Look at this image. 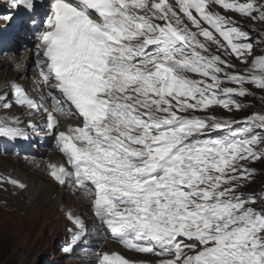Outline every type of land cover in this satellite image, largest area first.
<instances>
[{"label": "snow or ice", "instance_id": "obj_1", "mask_svg": "<svg viewBox=\"0 0 264 264\" xmlns=\"http://www.w3.org/2000/svg\"><path fill=\"white\" fill-rule=\"evenodd\" d=\"M0 21L37 24L36 0H3ZM37 36L33 97L0 83V108L44 116L63 162L48 176L89 198L101 232L149 264H264V192H245L264 160V113L222 119L264 92V33L222 12L264 22V0H50ZM237 61L243 68H239ZM202 113V115H200ZM67 120L63 125L61 121ZM239 125V126H237ZM41 129L0 118V138ZM218 133V135H213ZM27 185L0 176V187ZM5 190H7L5 188ZM70 253L88 225L69 211ZM95 264H132L95 253Z\"/></svg>", "mask_w": 264, "mask_h": 264}, {"label": "rangeland", "instance_id": "obj_2", "mask_svg": "<svg viewBox=\"0 0 264 264\" xmlns=\"http://www.w3.org/2000/svg\"><path fill=\"white\" fill-rule=\"evenodd\" d=\"M1 5L4 7L3 2ZM222 14L232 17L239 23L241 20H245L240 24H243L246 29L253 32L252 39L254 41L260 39V34L264 33V22H253L250 19L242 18L230 12H222ZM20 21L23 22L26 19ZM18 24L9 25V29ZM23 29H27L25 23H23ZM261 46H254L253 51L256 55H264V45ZM1 62H8L11 65L9 71L20 69H17L18 65L16 63L14 64L13 57L6 56L2 58L0 56ZM233 63H237L239 68L244 67L235 60H233ZM0 70L7 71V68L3 66L0 67ZM15 77L14 75L12 76L13 79ZM5 78L7 79V76L4 74L0 78V83L7 81ZM33 89L29 90V94L33 97L39 96L38 91ZM250 90L254 95L244 98L247 103H244L246 108L243 111H234L229 114L223 109L216 108L212 110L213 114L222 119L230 118L242 123L245 117L253 112L264 113V92L254 87ZM11 108L19 114L26 115L27 113L24 108L15 104ZM5 111L6 109L0 108V118L4 117L2 113ZM37 118V114L28 115V119L31 121ZM213 135H218V133ZM40 153L42 157L37 160L44 163L48 159L49 153L45 149L40 150ZM14 155L13 152L0 153V168L2 170L0 171V176H10L19 179L28 187L20 196L16 195L19 190L14 189L11 185L0 187V193L6 194L13 202L21 201L20 205L15 203L12 209L0 205V264H95L97 259L95 253L107 251V246L110 245L112 247L114 244L108 242L99 227L98 229L93 227L88 200L82 198L81 194H75L71 186H68V189L57 187L47 173L42 174L44 171L41 169L40 164L30 166L28 164L29 161H24ZM37 160L34 161L36 162ZM250 167L254 168L257 174L253 177L251 184L242 190L245 192H264V160L257 161L251 164ZM7 169L10 171H6ZM35 170H39L42 173H37ZM42 175L46 177L45 180L39 178ZM49 183H52L53 188ZM47 191L50 192L48 200L45 198ZM33 199L35 202H32ZM74 200L80 203L79 206L72 205L75 203ZM59 204H62L60 208ZM83 204H86V206ZM78 209H81L79 210L80 213H78ZM69 211L72 213L73 211L77 212L78 216H81L87 224H90L88 227V240L74 251L65 253L61 245H66L70 239L69 229L72 226L66 219ZM90 236L93 239L92 242ZM94 245L96 247H93Z\"/></svg>", "mask_w": 264, "mask_h": 264}, {"label": "bare ground", "instance_id": "obj_3", "mask_svg": "<svg viewBox=\"0 0 264 264\" xmlns=\"http://www.w3.org/2000/svg\"><path fill=\"white\" fill-rule=\"evenodd\" d=\"M3 5H4V7L2 9H0V10L2 12H4V15H6L10 11V9L7 6L6 3L3 2ZM28 15L29 14H27L24 10H21L18 13V18L20 20L21 19H27ZM34 18H35V16H34ZM238 19H239V17H238ZM244 21L245 20H241L240 23H242ZM38 24H40V26H41V24H42L41 19H40V21H38ZM28 26L29 27H33L35 29V26L31 25L30 23H28ZM17 29H20V28H17ZM20 31H21V29H20ZM15 63L18 65L17 69L18 68H20V69L16 70V71H9L11 69V65L8 62L7 63L1 62L0 63V67L5 66L7 68V71H1L0 70V78H2L3 75L5 74V76H7V79L5 78L7 81H16V82L22 84L23 86H25V88H27L28 91L31 88H34L36 86V84L38 83V81H39V77L35 78V75H34V72H33V59L30 57V55L24 54L21 57L16 58V60L14 61V64ZM13 75L16 76L14 79L12 78ZM34 97H38V96H34ZM24 109L27 112L26 115L19 114L16 110H13L12 108L6 109V111L4 113H2V114H4L3 115L4 117L17 116V117H19L20 119H22L23 121L26 122V121L29 120L28 119V115H35V113L30 112L26 108H24ZM2 114H1V116H2ZM36 120L32 119V122L34 123V125L36 124L37 127L42 129L43 123H41V121H36ZM63 125H66V124H62V126ZM50 142H54V144H55L54 138L46 135L45 132H44V135L39 138V140L36 139L35 141H29V142H26V143H22L21 139H18L16 141H9L7 139L0 138V153L1 152H3V153L13 152V154H15L14 156L20 157L24 161H29L28 164L30 166H33V165L36 166V165L40 164V167L44 171V173H42L39 170H35V172L46 174L47 173V164L48 163H50V162H63V160H64L63 156L58 152V150L56 148L53 151L48 152L49 153L48 159H46L44 163H42V161L37 160V159L42 157V155L40 153V150H42V149L46 150V146ZM31 146H34V148L31 147ZM26 154H32L35 158H37L36 159L37 161L35 162L33 159L25 158ZM9 169H7L6 171H10ZM0 171H2L1 168H0ZM39 178H42L43 180L46 179V177L44 175L40 176ZM49 185L52 187V183H49ZM22 193H23V191L22 192L18 191L16 193V195L20 196ZM49 195H50V192L47 191L45 193L46 200L49 199ZM64 196H65V194H64ZM77 196H79V195H77ZM32 202H35L34 199H33ZM74 202L75 203L72 204L73 206H76V207L79 206V204H80L79 202H77L75 200H74ZM15 203L20 205L21 201L13 202L6 194L0 193V205H3L5 208L12 209ZM83 205L86 206V204H83ZM61 206H62V204H59V208ZM78 208H80V207H78ZM56 210H58V209H56ZM79 210H81V209H78V213H80ZM5 213L7 214V212H5ZM78 213L73 211L74 215H77ZM134 257H138V256H134Z\"/></svg>", "mask_w": 264, "mask_h": 264}, {"label": "clouds", "instance_id": "obj_4", "mask_svg": "<svg viewBox=\"0 0 264 264\" xmlns=\"http://www.w3.org/2000/svg\"><path fill=\"white\" fill-rule=\"evenodd\" d=\"M116 251H118L120 254L124 255L131 262H135L138 264H149L150 261L155 260L152 257H150V255H148V254L126 252V251H123L119 248H116ZM134 256H138V257H134Z\"/></svg>", "mask_w": 264, "mask_h": 264}]
</instances>
